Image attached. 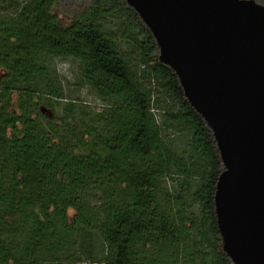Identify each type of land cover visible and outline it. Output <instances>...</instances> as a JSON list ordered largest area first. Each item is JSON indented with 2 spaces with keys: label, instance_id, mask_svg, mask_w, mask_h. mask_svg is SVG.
<instances>
[{
  "label": "trees",
  "instance_id": "1",
  "mask_svg": "<svg viewBox=\"0 0 264 264\" xmlns=\"http://www.w3.org/2000/svg\"><path fill=\"white\" fill-rule=\"evenodd\" d=\"M158 55L126 0H0V264H234L212 130Z\"/></svg>",
  "mask_w": 264,
  "mask_h": 264
},
{
  "label": "water",
  "instance_id": "2",
  "mask_svg": "<svg viewBox=\"0 0 264 264\" xmlns=\"http://www.w3.org/2000/svg\"><path fill=\"white\" fill-rule=\"evenodd\" d=\"M126 2L212 130L223 163L213 196L222 250L234 264H264V5Z\"/></svg>",
  "mask_w": 264,
  "mask_h": 264
},
{
  "label": "rangeland",
  "instance_id": "3",
  "mask_svg": "<svg viewBox=\"0 0 264 264\" xmlns=\"http://www.w3.org/2000/svg\"><path fill=\"white\" fill-rule=\"evenodd\" d=\"M53 65L55 66L59 74V77L62 81V85L66 93L70 94L72 98L80 99L86 103H89L92 106H95L97 102L96 97L89 91L88 88L82 86L77 81V62L73 61L70 58H56L53 62ZM177 145L180 150L186 148V143L183 139L179 140ZM165 184L168 186L171 192L174 191V194L182 193V195L186 198V193L180 189V180H175L168 177L165 180ZM69 213L72 214L73 211H69ZM97 246L99 250H102V244L100 242H97ZM101 253L102 251H100L99 254L101 255Z\"/></svg>",
  "mask_w": 264,
  "mask_h": 264
},
{
  "label": "flooded vegetation",
  "instance_id": "4",
  "mask_svg": "<svg viewBox=\"0 0 264 264\" xmlns=\"http://www.w3.org/2000/svg\"><path fill=\"white\" fill-rule=\"evenodd\" d=\"M46 114V113H45ZM47 115V114H46ZM48 116V115H47ZM49 117V116H48Z\"/></svg>",
  "mask_w": 264,
  "mask_h": 264
}]
</instances>
